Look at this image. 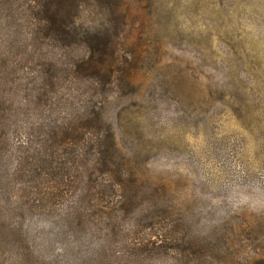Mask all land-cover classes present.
Instances as JSON below:
<instances>
[{"label": "rangeland", "instance_id": "374dc122", "mask_svg": "<svg viewBox=\"0 0 264 264\" xmlns=\"http://www.w3.org/2000/svg\"><path fill=\"white\" fill-rule=\"evenodd\" d=\"M26 2L0 0V264H264V0L83 1L95 89ZM80 115L94 171L40 134Z\"/></svg>", "mask_w": 264, "mask_h": 264}, {"label": "trees", "instance_id": "16d2710c", "mask_svg": "<svg viewBox=\"0 0 264 264\" xmlns=\"http://www.w3.org/2000/svg\"><path fill=\"white\" fill-rule=\"evenodd\" d=\"M83 1L90 3L96 0H27L28 10L31 17L36 24L40 23L39 25H35V30H37V33L42 32L45 36L51 34V36H53L56 40H60L61 42H63V48L67 50L73 49L72 47H74V45H77V43H80L83 46V52L74 56V58L72 59L73 61L69 63V65L66 64L68 66L65 70H71V72L74 73V77L77 79V82H93V84L96 86L93 89H95L101 84V81L105 82L104 75L106 74V71H110L109 63L102 58L103 55L106 54L110 42L108 39L104 40V38L101 37H98V39L89 38V36L87 35L91 34L89 33L91 31L90 27L85 28L84 32H79L77 30V25H69L71 22L74 23L75 18L80 15L81 8L83 7ZM35 86L37 85L35 84ZM91 118L92 117H89L88 115H80L77 117V120L70 123L69 126H63V128H60L58 130H42L40 131V134L43 135V138L47 137L51 142H57L58 137L59 141L69 138L70 136L76 139L77 148L84 151L88 158V161H90L91 166L89 170L94 171L95 169L99 168V165L97 162V158H95L96 154L93 155L91 153L93 147H91L90 145L89 147H87V149L89 150H84V148L81 146L82 143L86 141V136L94 133L88 126V123L92 121ZM2 135H5V133L3 132L2 134H0V136ZM32 138L35 137L31 135V138L29 140L32 142L33 146L36 142L35 139ZM39 142L40 141L37 140V144L39 147L34 149L33 147L26 148L22 145V143L17 144L19 145V149L22 148L23 150H20L22 155L20 154L18 158L19 163L17 165V172L22 171L27 166L26 163L30 165V158H37V162L31 163V167H29L28 165V171H30L31 174H34V172H36L39 162H44L42 158L43 155L40 151L41 145L39 144ZM70 142L73 143L74 140L72 139ZM93 142L90 141L91 144ZM66 143L69 144V142ZM72 150L75 152L76 149L72 148ZM24 152L28 153H25L23 155ZM32 152L34 153L32 154ZM103 153L101 151V154L103 155V163H105L106 160ZM34 155H36V157ZM90 155H93V158L96 159L95 163H93V161L89 159ZM80 156L81 153L78 157L74 153L75 159L79 158ZM48 164L50 168L48 170H50V174L53 175L54 171L51 172V170H53L52 168L54 167V160L48 162ZM78 165L81 166V164L77 163V167ZM104 165H106V163ZM59 169L60 167L55 168L57 173H59ZM69 169L70 167H67L65 169V172L67 173ZM84 176L85 169L80 171V177L83 178ZM77 180L81 181L79 178Z\"/></svg>", "mask_w": 264, "mask_h": 264}]
</instances>
